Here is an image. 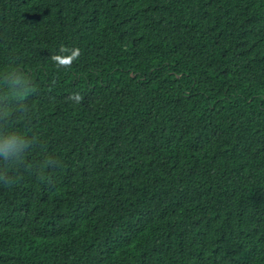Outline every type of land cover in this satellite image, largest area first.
<instances>
[{"label": "trees", "instance_id": "obj_1", "mask_svg": "<svg viewBox=\"0 0 264 264\" xmlns=\"http://www.w3.org/2000/svg\"><path fill=\"white\" fill-rule=\"evenodd\" d=\"M8 137L0 264H264V0H0Z\"/></svg>", "mask_w": 264, "mask_h": 264}, {"label": "clouds", "instance_id": "obj_2", "mask_svg": "<svg viewBox=\"0 0 264 264\" xmlns=\"http://www.w3.org/2000/svg\"><path fill=\"white\" fill-rule=\"evenodd\" d=\"M65 49L61 48V52H64ZM81 55V50L79 48H74L70 50V55H54L52 60L56 62L61 67H70L76 59ZM70 99H73L79 102L82 97L80 94H73ZM20 147H17V138L16 137H8L2 144H0V152H3L6 158L10 157L14 152L20 151L23 147H25V142L21 140L19 142ZM0 179H5L7 182L6 176H0Z\"/></svg>", "mask_w": 264, "mask_h": 264}]
</instances>
